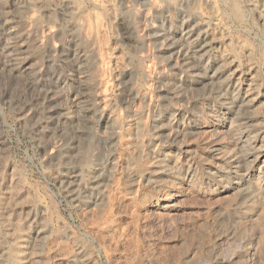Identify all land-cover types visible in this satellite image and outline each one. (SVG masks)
Returning <instances> with one entry per match:
<instances>
[{"label": "rangeland", "instance_id": "rangeland-1", "mask_svg": "<svg viewBox=\"0 0 264 264\" xmlns=\"http://www.w3.org/2000/svg\"><path fill=\"white\" fill-rule=\"evenodd\" d=\"M35 1L0 0V208L47 230L31 264H80V246L93 264H264V202L241 221L236 189L212 180L234 145L211 85L230 120L247 110L191 48L207 23L252 52L263 89L264 27L243 0L236 15L233 0Z\"/></svg>", "mask_w": 264, "mask_h": 264}, {"label": "bare ground", "instance_id": "bare-ground-1", "mask_svg": "<svg viewBox=\"0 0 264 264\" xmlns=\"http://www.w3.org/2000/svg\"><path fill=\"white\" fill-rule=\"evenodd\" d=\"M177 1L179 3H182L183 1H189V0H175V2H177ZM197 1H201V0H197ZM206 1L210 2L209 0H206ZM243 2L248 7V9L255 15V17H256L255 19L262 25V27H264V0H243ZM26 3H30V5H34V6L37 5V2L36 1L34 2V0H33V2H29L28 0H26ZM182 4H184V3H182ZM211 4H212V2H211ZM230 5H231L232 13H234V12L236 13L238 10H240L238 2L236 0H233ZM43 7L50 8V7H46L45 5ZM204 7H206V6H204ZM69 8H72V7H67L65 4L61 3V5H58V6L56 5L52 9L63 12L65 10L69 11ZM74 9L75 8H73V10ZM217 11H219V10H217ZM241 14H242V12H241ZM238 17H239V15H238ZM202 22H204V21H202ZM200 24H202V23H200ZM202 27L205 30L204 39H197L195 45L191 46V48L193 50H200L201 52H202V50L209 51L208 55L210 57V61L212 60V63H216V65H218V69H216L217 70L216 74H219V75L221 74V79H222V76H224V79H225L224 83H225L226 87L231 91H235L239 95V97L242 100L241 103H243V105L245 106V110H247V114L245 113L247 116L244 118L242 117L244 119V121H242V120L240 121V120L235 119V118L230 120V116L226 115V114L231 113L232 104L234 101H232V100H231L232 102L227 101L228 99H226L225 97H220L217 94L214 87L211 85V88L208 91L207 96H209L208 98H212L213 101H215L214 99H217L218 104L221 103V106L219 108L222 107L223 111L220 112V120H222V121L225 120L226 122L229 121L228 123H230V125H229L228 129H229V132L232 134V136H231L232 140L231 141H232V144L234 146L230 150V152H228V154L226 156V161H227L226 169L222 170V171L219 170L220 172H218V173L216 172L213 175V178H212V176L210 178H212V180L216 184H219L222 188L236 189V191L238 192L239 197H240V199L236 203L237 210H238L237 214L239 216V219L242 221L243 218L251 212V209L253 206L257 205L259 202H261V203L264 202V181H263V179H264V91H262L264 88L261 89V84H260V81L258 78L257 68L255 65V62L253 61L252 52L247 47L239 44L242 46V47H240V46H237V44H230L229 42H225L219 37H215V36L212 37L211 36L212 34L211 35L209 34V28L210 27H208L207 23H204V25ZM211 29H213V28H211ZM176 32H179V31L176 30ZM180 34H182V33H180ZM158 36H160V34H158ZM193 36H194V34L192 32L191 33L187 32V34H185L183 36V38L186 40H189V39L193 38ZM171 47H169V48H171ZM186 53H187L186 55L184 54L186 57L184 56L183 58L187 61L190 57L188 56V52H186ZM205 54L207 55V53H205ZM25 65H26V60L22 59L21 60V67H23ZM190 66L188 65V62H186V63L183 62V64H182V67H184L185 71L187 73H190V75H192L191 69H193V68H190ZM212 68H214V67H212ZM32 75H30L31 80H32V81L30 80V82L34 83L35 77H33ZM199 76L196 77L197 78L196 80L197 81L198 80L203 81V78L199 77ZM211 77H213V76H211ZM241 103H240V106H241ZM29 104H31V103H29ZM260 106L262 107L261 111L258 110ZM213 108H215V107H213ZM208 109H211V107ZM217 116L218 115H216V117ZM157 128H158V126H157ZM259 161L263 162V163H262V165L257 167L256 165ZM243 164L246 165L245 170L243 169L244 172L241 171L242 170L241 167L243 168ZM77 175L78 174L72 173V174L67 176V178H69L71 180V181H68L69 184L67 183L68 184L67 190L72 196L77 195L76 190L79 191L78 188L80 187V183H79L80 180H79V177L77 179ZM80 178L83 180V177H80ZM91 179L92 178H90V182L93 183ZM78 180H79V182H77ZM83 181H85V180H83ZM84 184H86V183H84ZM88 185H89V183H88ZM6 189H4V190H6ZM4 194H6V193H4ZM77 198H78V196H77ZM75 199H76V197H75ZM1 201H3V200L1 199ZM4 209L6 210V208H4ZM7 210H9V209H7ZM32 213H34V212H32ZM27 214L28 213H26V215ZM13 215H15V214L13 213ZM6 217L3 216L2 212H1V208H0V264H3L9 258L21 259L23 257L29 262V264L35 262V260L39 257L38 252H37V247H39L41 244L44 243V240L47 236V230L43 227L32 226L29 228V230L26 229L27 230L26 231V230L18 227L17 225L15 226V229H14L15 224H14L13 219H9ZM16 217H18V216L16 215ZM32 217L30 218L28 216L27 219L26 218L25 219L27 220V222L32 223L33 222ZM39 220H40V218H39ZM15 221L17 222L16 218H15ZM244 221H245V219H244ZM22 224H24V223H22ZM26 225H27V223H26ZM78 250H79L78 253H75L77 255L73 256L74 260H76L77 262L79 260L82 264H93V262H92L93 258L91 256V254L87 252V250L85 251L81 246L78 248ZM75 252H76V250H75ZM23 262H25V261H23Z\"/></svg>", "mask_w": 264, "mask_h": 264}]
</instances>
